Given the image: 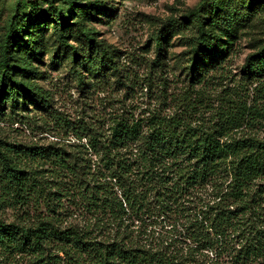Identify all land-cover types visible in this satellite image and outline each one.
Segmentation results:
<instances>
[{
  "label": "trees",
  "instance_id": "1",
  "mask_svg": "<svg viewBox=\"0 0 264 264\" xmlns=\"http://www.w3.org/2000/svg\"><path fill=\"white\" fill-rule=\"evenodd\" d=\"M231 1L235 0H200L182 16L194 27L187 65L191 91L197 86L202 91L210 70L223 68L227 56L216 54L226 41L222 32L236 15ZM237 1L249 5L250 18L256 19V7H264V0ZM30 6L32 13H40L38 22H32L21 0H15L0 33V115L7 107L15 114L28 103L50 105L49 93L33 84L39 71L30 63L42 55L35 45L41 25H53L60 45L78 54L69 43L70 34H76L88 47L83 60L98 70L108 64L129 79L134 70L120 68L112 51L85 23L93 3L31 0ZM256 20L264 34V18ZM165 47V39L156 36L152 67L162 68ZM241 70L256 81L253 103L226 94L227 103L218 108L214 122L193 119L185 110L168 114L155 107L138 116L123 110L111 115L107 133L76 135L77 148L94 158H69L62 147L40 152V158L58 168V176L50 172V178L30 177L32 172L21 167L20 159L33 147L0 139V183L7 193L2 197L1 192L0 207L33 201L55 212L54 207L64 205L59 203L62 198L72 193H64L69 188L87 214L83 227L65 228L43 213L31 225L0 218V254H27L43 264H220L225 257L247 264L263 252L264 220H259L261 205L252 186L264 175V140L244 129L264 120V36ZM77 73L83 87V75ZM80 159L89 169L86 179L78 176ZM246 212L257 218L245 219Z\"/></svg>",
  "mask_w": 264,
  "mask_h": 264
},
{
  "label": "rangeland",
  "instance_id": "2",
  "mask_svg": "<svg viewBox=\"0 0 264 264\" xmlns=\"http://www.w3.org/2000/svg\"><path fill=\"white\" fill-rule=\"evenodd\" d=\"M30 1L21 0V3L28 17H32V22H38L41 19L40 13L31 12ZM76 1L93 3L92 13L85 18L86 25L93 28L96 39L112 51L120 68L126 66L127 69L134 70L129 76L133 81L130 80L129 88L128 76L120 77L123 71L120 73L108 64L98 70L95 64L83 60L81 56L88 53V47L76 34H70L69 43L75 46L78 54L60 45L53 25L36 28L35 45L42 51V55L38 59H30L31 67L39 71L33 84L49 93L50 105L42 108L28 103V107H19L15 114L7 107L0 115L1 140L33 147V152L26 150L20 159L21 167L32 172L30 177L38 174L50 178V172H54V176L59 175L58 168L47 163L48 158H40V152L45 155L62 147L68 152L66 156H71L72 159L77 155L85 157L86 151L76 146L79 144L76 135L82 131L107 133L111 115L118 116L123 110L137 116L155 107L162 108V112L168 114L185 110L193 119L214 122L218 108L227 103L223 99L226 94L233 100L241 97L248 103H253L256 81L248 78L241 67L246 56L256 50L257 40L264 36L262 27L256 20L258 17L264 18V7H256L255 19L248 16V4L231 1L237 10L236 15L230 21L231 27L222 32V38L226 41L222 51L216 54L219 58L227 56L222 64L223 68L217 72L210 70L202 91H199L201 86L191 91V75L187 65L191 56L189 43L194 27L192 22L185 21L182 16L200 0ZM14 4L15 0H0V33L12 15ZM42 8L45 9L46 5ZM158 35L165 39L166 46L164 57L161 58L162 68L152 67L155 37ZM76 71L83 75V87L78 84ZM244 132L257 134L264 140V120L245 128ZM36 152L39 154L33 155ZM87 156L94 158L91 154ZM79 166V178L86 179L89 171L86 162L80 159ZM1 185L0 183V194L5 192L2 197H7L5 188ZM68 192L72 193L62 198L59 203L64 205L54 207L55 212L45 204L41 206L40 203L31 201L17 206L5 204L0 207V218L7 223L31 225L43 213L56 220L62 228L83 227L87 222V214L73 190L65 189L64 193ZM252 194L260 201L262 217L259 220L263 221L264 175L255 181ZM247 218L255 220L257 216L246 212L245 219ZM259 226L261 228L262 225ZM0 264L43 263L35 262L27 254L13 256L1 253ZM220 264L236 263L230 261V257H225ZM247 264H264V251L252 256Z\"/></svg>",
  "mask_w": 264,
  "mask_h": 264
}]
</instances>
